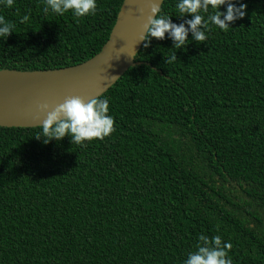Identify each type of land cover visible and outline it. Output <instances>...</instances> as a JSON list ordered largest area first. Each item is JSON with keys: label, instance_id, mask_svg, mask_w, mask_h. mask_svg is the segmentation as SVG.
Returning <instances> with one entry per match:
<instances>
[{"label": "trees", "instance_id": "1", "mask_svg": "<svg viewBox=\"0 0 264 264\" xmlns=\"http://www.w3.org/2000/svg\"><path fill=\"white\" fill-rule=\"evenodd\" d=\"M122 2L97 0L77 18L45 13L44 0H0L15 25L0 38V70L90 59ZM178 2L161 14L180 24L192 17ZM233 2L246 15L227 31L210 25L205 43L143 41L99 97L116 128L103 141L44 143L41 127H0V264H184L201 235L230 242L233 264H264V0Z\"/></svg>", "mask_w": 264, "mask_h": 264}, {"label": "clouds", "instance_id": "2", "mask_svg": "<svg viewBox=\"0 0 264 264\" xmlns=\"http://www.w3.org/2000/svg\"><path fill=\"white\" fill-rule=\"evenodd\" d=\"M6 7L11 8L14 0H3ZM43 11L49 10L64 15L71 11L75 17L83 18L94 16L97 12V0H44ZM227 6L226 12L220 11L221 6ZM179 17L191 16V19L183 23H173L171 15H162V7L159 0H152L148 22L144 25L146 32L140 41H144V47L150 46L152 38L163 40L167 36L173 42L174 49H181L188 45V36L191 33L192 40L197 43H205L206 33L210 31V25H215L222 31H227L230 24L237 19H242L246 15V4L239 7L233 0H179L176 4ZM212 13L205 18L204 13ZM30 19L29 15L21 18V23H26ZM187 25V26H186ZM15 25L0 16V38L6 39ZM133 59L134 56L132 57ZM177 60L176 52L170 58L165 57V62L171 64ZM111 77L110 79H112ZM109 79V78H108ZM41 112H46V118L40 125L42 133L37 135V139L44 138V143L53 139L57 141L68 136L71 143L84 145L85 142L92 143L94 140L103 141L116 131L115 119L109 115V101L99 97L85 99L81 96H69L63 103L50 109V105L42 103L38 106ZM200 244L197 250L190 252L184 264H233L229 253L232 249L230 242H224L219 235L211 239L201 235Z\"/></svg>", "mask_w": 264, "mask_h": 264}, {"label": "water", "instance_id": "3", "mask_svg": "<svg viewBox=\"0 0 264 264\" xmlns=\"http://www.w3.org/2000/svg\"><path fill=\"white\" fill-rule=\"evenodd\" d=\"M151 2L123 0L105 44L80 64L45 72L0 70V127H41L47 113L39 110L40 104H49L51 110L69 96L89 99L104 94L135 65L132 57L142 46Z\"/></svg>", "mask_w": 264, "mask_h": 264}]
</instances>
